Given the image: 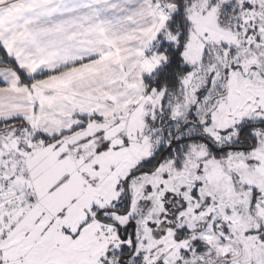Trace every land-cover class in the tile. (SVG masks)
Wrapping results in <instances>:
<instances>
[{
	"label": "snow or ice",
	"instance_id": "1",
	"mask_svg": "<svg viewBox=\"0 0 264 264\" xmlns=\"http://www.w3.org/2000/svg\"><path fill=\"white\" fill-rule=\"evenodd\" d=\"M0 264H264V0H0Z\"/></svg>",
	"mask_w": 264,
	"mask_h": 264
}]
</instances>
